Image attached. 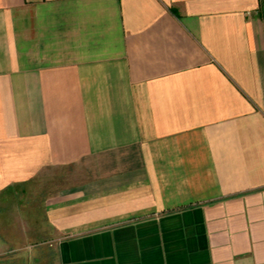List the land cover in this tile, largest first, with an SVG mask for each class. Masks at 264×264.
I'll return each mask as SVG.
<instances>
[{"label": "crops", "instance_id": "1", "mask_svg": "<svg viewBox=\"0 0 264 264\" xmlns=\"http://www.w3.org/2000/svg\"><path fill=\"white\" fill-rule=\"evenodd\" d=\"M49 170L0 264H264V0H0V195Z\"/></svg>", "mask_w": 264, "mask_h": 264}, {"label": "rangeland", "instance_id": "2", "mask_svg": "<svg viewBox=\"0 0 264 264\" xmlns=\"http://www.w3.org/2000/svg\"><path fill=\"white\" fill-rule=\"evenodd\" d=\"M57 184L59 180L49 170L47 178L42 174L35 181L0 195V238L5 239L0 244V257L24 253L41 240L43 199Z\"/></svg>", "mask_w": 264, "mask_h": 264}]
</instances>
